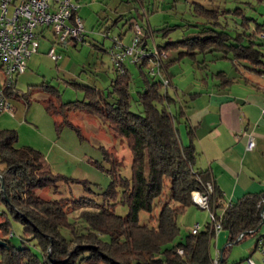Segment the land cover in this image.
<instances>
[{
    "label": "trees",
    "instance_id": "16d2710c",
    "mask_svg": "<svg viewBox=\"0 0 264 264\" xmlns=\"http://www.w3.org/2000/svg\"><path fill=\"white\" fill-rule=\"evenodd\" d=\"M199 6L202 15L218 17L219 11ZM244 26L246 28L245 23ZM222 28L207 27L182 42L196 52L219 51L224 53V58L233 55V59L250 63L255 70L264 73L263 42L259 38L263 30L258 28L252 34L244 32L232 36L224 26ZM142 39L145 47L146 39ZM175 44L168 42L159 46L158 51L162 53ZM165 58L159 59L161 78L144 70L146 61L138 62L145 81V89L138 92L137 102L142 107L139 112L131 109L133 96L126 70L113 81L114 101L101 89L78 83L74 84L85 90V99L62 102L56 89L51 90L47 99V110L63 117L56 122L58 128L69 125L80 132L69 117L71 113L81 112L103 119L112 131L124 138L133 156L132 176L115 179L105 193L114 198L115 183L120 182L129 205L126 216L102 205L100 210L84 209L79 219L71 221L65 199H45L38 191L51 185L57 187L61 180L86 182L55 174L45 165L40 150L15 146L18 140L15 129L0 130V202L24 225L25 239H35L43 253L40 257L30 246H14L8 238L12 234L11 224L6 221L0 224L1 233L5 234L0 241L6 242L0 243V264H77L78 261L84 264H210L212 245L218 235L213 221L197 234L191 233L185 242L173 244L180 231L178 216L196 204L193 199L196 191L209 195L216 220L221 222L222 230L229 231L228 242L221 251L224 263L234 242L245 240L247 235H253L255 240L264 235L260 233L264 221V189L247 193L226 205L213 173L197 166L196 127L190 124L183 108L176 111L170 108L167 101L174 99L168 88L162 90L164 84L171 83L170 65L177 60ZM218 74L222 80L217 85L220 89L230 87L235 81L225 71ZM181 126L185 127L189 142L184 141ZM104 151L106 158L111 159V153L105 148ZM114 163L120 161L114 159ZM75 202L97 205L95 200L86 198ZM156 204L161 205L157 226L141 224L140 211L152 212ZM81 222L86 224L82 226ZM63 230L70 235L66 236ZM242 234L243 238L238 240Z\"/></svg>",
    "mask_w": 264,
    "mask_h": 264
},
{
    "label": "rangeland",
    "instance_id": "374dc122",
    "mask_svg": "<svg viewBox=\"0 0 264 264\" xmlns=\"http://www.w3.org/2000/svg\"><path fill=\"white\" fill-rule=\"evenodd\" d=\"M199 4L219 11L218 17L202 15ZM82 5L84 40L60 43L53 27L45 31L46 38L38 36V52L31 57V63V58L28 60L27 70L17 78L19 96L11 100L15 111L0 114V130L15 129L18 132L16 147L31 146L40 150L45 165L55 174L86 182L61 180L57 187L51 185L38 191L45 199H65L71 221L79 219L84 209L100 210L102 205L114 209L119 215L128 214L129 205L119 181L115 183L114 198L105 192L120 176H132L133 156L124 138L96 115L71 113L69 118L80 132L69 125L58 128L56 122L62 121L63 117L47 110V99L54 89L59 91L62 102L85 99V90L74 84L78 83L95 86L114 101L116 92L111 93L114 90L113 81L123 74L114 59L115 43L120 41L124 45H132L138 34L136 25L143 29L141 39H146L145 47L140 46L136 55L140 53L139 62L147 63L144 70L156 73L157 78H161V74L153 53L168 42L176 43L162 52L167 54L164 60L177 58L170 65L173 74L171 83L164 84L162 88L163 91L168 88L173 97L174 100H168L167 103L174 111L183 108L189 116L207 107L216 113L215 102L209 100V94L222 81L219 71H225L229 77L236 79L232 88L235 93L246 85L247 78L264 84V73L255 71L250 63L233 59V55L224 58V53L219 51L206 54L196 52L190 50L186 42H182L207 27L221 30L224 26L232 36L244 32L252 34L260 28L263 31L259 33V38L264 49V0H82ZM51 47L60 56L57 60L49 55ZM124 64L131 81V109L139 112L142 107L137 102L138 92L145 89L141 66L133 56L126 57ZM205 121L206 124L210 122L209 119ZM104 148L111 153V159L106 158ZM114 159L120 163H114ZM80 198L93 199L97 205H79L75 201ZM160 211V204H156L152 212L140 211L139 222L157 226L156 217ZM6 221L11 224L12 234L8 238L14 246H30L43 257L36 240L29 236L27 238L30 240L25 239L24 225L13 218L0 202V224ZM177 221L180 231L173 244L185 242L197 224L200 230L205 229L210 215L208 210L193 204L179 214ZM81 224L83 226L86 223ZM63 233L70 235L66 230ZM222 234L221 244L218 245V234L212 245L213 258L228 242L229 231L222 230ZM4 236L0 226V239ZM255 239L253 235H247L245 240L234 242L227 251V263L245 264L243 260L254 250ZM254 256L259 257V252L254 253ZM77 264L84 263L78 261Z\"/></svg>",
    "mask_w": 264,
    "mask_h": 264
},
{
    "label": "crops",
    "instance_id": "0c3cea01",
    "mask_svg": "<svg viewBox=\"0 0 264 264\" xmlns=\"http://www.w3.org/2000/svg\"><path fill=\"white\" fill-rule=\"evenodd\" d=\"M79 1L81 15L83 5L82 0ZM47 29H39V36L46 38ZM234 80L230 87H216L209 94V100L215 102L216 113L204 107L188 116L190 124L196 127L197 164L213 173L227 203L264 189V84L247 78L246 85L235 93L232 91ZM208 119L210 122L206 124ZM181 129L184 141L189 142L185 127ZM250 137L255 141L251 150L248 149ZM260 233L264 234V221ZM218 234L220 245L222 231Z\"/></svg>",
    "mask_w": 264,
    "mask_h": 264
},
{
    "label": "built area",
    "instance_id": "2783aa9c",
    "mask_svg": "<svg viewBox=\"0 0 264 264\" xmlns=\"http://www.w3.org/2000/svg\"><path fill=\"white\" fill-rule=\"evenodd\" d=\"M79 0H0V112L15 111L12 98L19 96L16 88L17 78L24 73L28 66V60L39 49V29L51 28L57 35L60 43L68 40L83 41L85 26L79 11ZM137 36L132 45H124L116 41L113 52L115 61L125 72L124 61L126 57L133 56L135 62L140 61V53L136 52L142 46L140 33L141 27L136 25ZM49 55L57 60L60 56L52 47ZM144 55H147L144 53ZM156 65H159L161 57H167L166 53L158 50L153 53ZM264 114V102L262 107ZM255 141L252 137L248 142V149H253ZM194 202L203 209L209 211L210 221L215 223L217 234L222 231V224L216 220L211 210L209 195L196 191L193 195ZM226 205H229L228 203ZM200 225L197 224L192 233L197 234ZM243 234L239 236L241 239ZM238 238V239H239ZM183 250H180L182 253ZM260 256L255 257L254 253ZM254 253L244 258L245 264H264V235L257 238ZM210 264H229L223 262L221 251H217L216 257Z\"/></svg>",
    "mask_w": 264,
    "mask_h": 264
},
{
    "label": "water",
    "instance_id": "95a60500",
    "mask_svg": "<svg viewBox=\"0 0 264 264\" xmlns=\"http://www.w3.org/2000/svg\"><path fill=\"white\" fill-rule=\"evenodd\" d=\"M262 215H263V217H264V206H263V209H262ZM241 238H242V236H241ZM238 240H240V238H239ZM0 243H1V244H6V242H4V241H0Z\"/></svg>",
    "mask_w": 264,
    "mask_h": 264
}]
</instances>
